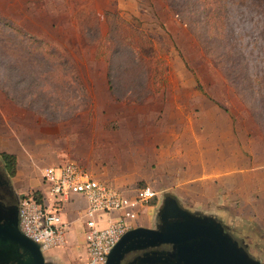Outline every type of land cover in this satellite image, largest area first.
<instances>
[{
  "label": "rangeland",
  "instance_id": "1",
  "mask_svg": "<svg viewBox=\"0 0 264 264\" xmlns=\"http://www.w3.org/2000/svg\"><path fill=\"white\" fill-rule=\"evenodd\" d=\"M34 6L42 10V30H6L0 19V149L42 168L49 155L61 157V165L91 160L104 175L97 177L131 197L149 187L156 195L133 222L145 227L169 195L133 174L119 152L138 123L167 121L179 106L191 112L201 103L204 120L211 109H226L234 117L236 157L242 152L250 167L264 163V0H35ZM190 71L203 94L193 92ZM25 180L38 182L40 172L25 178L21 172L16 186ZM245 252L264 264L263 251Z\"/></svg>",
  "mask_w": 264,
  "mask_h": 264
},
{
  "label": "crops",
  "instance_id": "2",
  "mask_svg": "<svg viewBox=\"0 0 264 264\" xmlns=\"http://www.w3.org/2000/svg\"><path fill=\"white\" fill-rule=\"evenodd\" d=\"M0 1H3L0 19L6 30L27 33L28 26L33 27L30 29H43L44 16L42 10L34 6L35 0ZM29 1L32 2L28 4L33 5L25 6L24 3ZM47 16H50L49 12ZM54 61L58 63L57 59ZM188 74L195 83L196 91L193 92L203 94L204 90L196 73L190 71ZM13 90L8 91L11 97L14 96ZM164 102L170 103V107L174 104L171 99ZM149 106L148 104L147 113H150ZM17 108L16 106L15 109ZM225 111L211 109L205 113L204 120L201 103L195 104L191 112L179 106L167 121L160 119L162 121H156V124L147 121V126L145 123H138L140 126L133 127L131 131L129 146H126L128 143H119V152L125 153L122 157L130 160L132 173L137 174L140 180L161 188L179 206L220 222L248 248L264 253V163L250 167L248 161H244L242 152L236 157L233 143L235 135L232 133L234 117L230 113L225 114ZM140 112L143 113L142 107ZM4 148L0 149V155L5 153L16 158L15 176L10 177L16 196L34 192L49 201L52 195L42 183L41 172L48 167L60 166L62 158L49 155L46 159L48 166L42 168V163H34L28 157L22 159L15 151ZM86 160L80 162L84 168L91 166L94 170L92 176L104 181L97 177L104 175L99 174L91 165V160L84 162ZM21 172L23 178L40 172V180L35 183L25 180L24 184L16 186L15 180ZM164 200L165 197L160 210ZM207 205L213 207L212 211L207 210ZM85 207V200L81 196H74L64 204L61 216L67 223L65 245L53 248L45 255L55 254V259L62 264H87L85 225L82 219ZM118 216V213H112L107 217L112 221ZM100 225L104 226L105 223L101 222Z\"/></svg>",
  "mask_w": 264,
  "mask_h": 264
},
{
  "label": "built area",
  "instance_id": "3",
  "mask_svg": "<svg viewBox=\"0 0 264 264\" xmlns=\"http://www.w3.org/2000/svg\"><path fill=\"white\" fill-rule=\"evenodd\" d=\"M43 185L52 195L47 201L34 192L19 198L18 230L39 246L42 254L65 245L67 223L62 220L64 204L81 196L86 207L85 225L87 264H106L107 256L121 237L132 230L138 207L156 195L149 187L136 190L133 197L113 185L95 179L84 167L66 163L43 169ZM118 213L116 220L107 216ZM105 223L101 226L100 223Z\"/></svg>",
  "mask_w": 264,
  "mask_h": 264
},
{
  "label": "water",
  "instance_id": "4",
  "mask_svg": "<svg viewBox=\"0 0 264 264\" xmlns=\"http://www.w3.org/2000/svg\"><path fill=\"white\" fill-rule=\"evenodd\" d=\"M169 210L170 215L166 216ZM172 211L176 213L172 214ZM160 216L180 218L189 214L178 207L177 201L166 197ZM18 217V213H17ZM166 217V218H165ZM197 225L192 230L184 231L179 237H170L166 234L145 228H137L126 232L107 256L106 264H116L122 253L130 249L131 242L141 241L148 245L156 243H174L178 245L179 256L189 258L191 264H258L250 259L236 245L222 233L220 224H213L208 218H196ZM18 220L0 225V240L19 245L33 258L34 264H43V255L39 246L26 238L18 230Z\"/></svg>",
  "mask_w": 264,
  "mask_h": 264
},
{
  "label": "flooded vegetation",
  "instance_id": "5",
  "mask_svg": "<svg viewBox=\"0 0 264 264\" xmlns=\"http://www.w3.org/2000/svg\"><path fill=\"white\" fill-rule=\"evenodd\" d=\"M18 201L19 197L16 196L12 188L10 176L0 155V225L4 226L9 222H13L15 219L18 220ZM178 207L189 215L180 218H167L164 221L158 212L151 227L138 226L133 229L145 228L166 234L170 237H179L184 231L192 230L196 227L194 226L197 225L196 221H194L196 218H208L213 224H220L222 233L230 238L236 245V248L246 255L245 250L249 248L232 231L226 229L223 224L198 212L191 211L179 205ZM175 213V211H172L171 215ZM166 214V216L170 215L169 210ZM130 244L132 247L122 253L116 264H191L189 263V258L179 256L178 245L174 243L168 242L148 245L141 241H134ZM42 255L44 259L43 264H60L57 259L48 257L45 254ZM0 264H34V261L29 253L19 245L0 240Z\"/></svg>",
  "mask_w": 264,
  "mask_h": 264
},
{
  "label": "trees",
  "instance_id": "6",
  "mask_svg": "<svg viewBox=\"0 0 264 264\" xmlns=\"http://www.w3.org/2000/svg\"><path fill=\"white\" fill-rule=\"evenodd\" d=\"M1 158L4 161L5 168L10 177L15 176L16 158L13 155L1 154Z\"/></svg>",
  "mask_w": 264,
  "mask_h": 264
}]
</instances>
